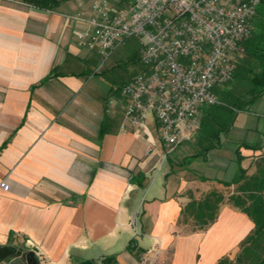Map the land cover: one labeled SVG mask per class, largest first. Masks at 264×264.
I'll return each instance as SVG.
<instances>
[{
	"label": "crops",
	"instance_id": "crops-1",
	"mask_svg": "<svg viewBox=\"0 0 264 264\" xmlns=\"http://www.w3.org/2000/svg\"><path fill=\"white\" fill-rule=\"evenodd\" d=\"M91 1L46 11L0 0V247L33 251L39 264L112 254L117 264L233 259L253 228L245 213L224 202L210 225L192 230L181 209L210 190L233 191L218 181L236 174L237 147L254 172L264 93L217 142L198 133L205 155L188 152L190 140L166 153L151 123L121 131L120 95L93 78L96 53L74 39L83 26L75 15H89Z\"/></svg>",
	"mask_w": 264,
	"mask_h": 264
},
{
	"label": "built area",
	"instance_id": "built-area-1",
	"mask_svg": "<svg viewBox=\"0 0 264 264\" xmlns=\"http://www.w3.org/2000/svg\"><path fill=\"white\" fill-rule=\"evenodd\" d=\"M260 1L92 0L89 15L77 13L76 45L101 63L124 40L138 41L143 69L120 89V130L146 131L151 123L166 153L191 140L203 111L219 103L214 86L232 77Z\"/></svg>",
	"mask_w": 264,
	"mask_h": 264
},
{
	"label": "trees",
	"instance_id": "trees-1",
	"mask_svg": "<svg viewBox=\"0 0 264 264\" xmlns=\"http://www.w3.org/2000/svg\"><path fill=\"white\" fill-rule=\"evenodd\" d=\"M39 10L51 11L65 0H18ZM237 91L224 90L219 103L203 111L199 129L205 140L217 142L230 129L239 111H248L264 93V0L260 1L254 19V30L244 43V52L238 58L231 77ZM209 148V147H206ZM236 174L230 181H218L223 186H234L227 195L213 189L199 199L191 198L181 209L180 221H192V230H202L217 217L224 202L245 213L252 221L253 228L243 239L235 255L234 264H264V154L254 159L255 170L247 174L241 167L242 157L235 150ZM130 249V244L127 245ZM232 259L221 257L216 264H232ZM73 264H117L116 255L103 256L99 261L77 260Z\"/></svg>",
	"mask_w": 264,
	"mask_h": 264
},
{
	"label": "rangeland",
	"instance_id": "rangeland-1",
	"mask_svg": "<svg viewBox=\"0 0 264 264\" xmlns=\"http://www.w3.org/2000/svg\"><path fill=\"white\" fill-rule=\"evenodd\" d=\"M111 4L118 6L123 4V0L118 3L120 0H109ZM139 44L136 38H128L124 40L120 46H118L112 54L106 59L103 63H101V57L98 54H95V60L93 63V69L91 72L97 71L96 74H93V78L98 79L99 83L103 85L104 89H111L112 93L116 96L120 95V89L122 85L132 78H134L138 73H140L143 69V65L140 62L139 56ZM95 53V52H93ZM94 55V54H93ZM101 63V64H100ZM238 87L236 86L234 80L230 79L224 85H216L213 88V92L218 96H220L221 92L224 90L228 91H237ZM117 95V96H118ZM209 107V106H208ZM201 132L198 129L197 133L194 135L193 139L190 140L188 152H197L203 153V150L196 147V142L199 140L198 133ZM187 143V142H185ZM192 147V148H191ZM173 152V151H172ZM193 153V154H194ZM197 154V153H195ZM205 155V152L203 153ZM175 160V158H174ZM177 161V159H176ZM226 191H230L226 189ZM192 223H189L186 226L187 229L192 228ZM235 257L231 260L232 264H234ZM146 264H154L150 260H147Z\"/></svg>",
	"mask_w": 264,
	"mask_h": 264
},
{
	"label": "water",
	"instance_id": "water-1",
	"mask_svg": "<svg viewBox=\"0 0 264 264\" xmlns=\"http://www.w3.org/2000/svg\"><path fill=\"white\" fill-rule=\"evenodd\" d=\"M7 257H14L10 264H39L34 252L24 250L22 247H0V261Z\"/></svg>",
	"mask_w": 264,
	"mask_h": 264
}]
</instances>
